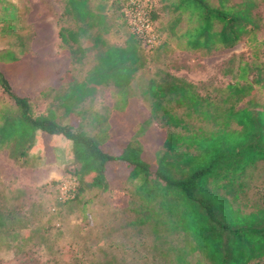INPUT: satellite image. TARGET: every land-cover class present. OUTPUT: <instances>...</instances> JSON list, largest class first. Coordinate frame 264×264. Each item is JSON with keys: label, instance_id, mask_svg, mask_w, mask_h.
I'll use <instances>...</instances> for the list:
<instances>
[{"label": "trees", "instance_id": "1", "mask_svg": "<svg viewBox=\"0 0 264 264\" xmlns=\"http://www.w3.org/2000/svg\"><path fill=\"white\" fill-rule=\"evenodd\" d=\"M160 1L170 12L160 32L163 30L166 36L177 40L184 50L210 53L230 48L244 36L253 44L260 30V19L252 13L253 5L248 1ZM125 2L62 0L61 20L66 23L58 27L57 36L68 53L58 61L29 56L18 59L8 49H0V150L6 149L13 161L21 159L31 148L37 130L60 134L69 140L75 165L68 175L75 179L76 189L72 198L61 199L62 202L88 203L90 199L85 198V193L91 189L105 191L110 174L109 179L119 174L125 184L135 183L127 201V210L133 216L125 226L149 231V248L161 264H264V229L253 223L236 227L218 221L211 204L186 188L190 183L195 187L199 175L203 178L206 174L205 184L213 183L219 176L218 172L208 175L211 163L190 168V153L199 151L197 138L202 129L191 126L189 119L205 120L212 125L220 122L217 125L221 128L215 133L221 134V143L211 161L216 159L221 162L220 168L225 166L221 180H228L220 184L225 188L234 189L236 186L230 183L233 176L244 174L248 167L264 160V105L253 99L255 93H264V59L239 62L231 76L233 80L217 89L222 93L217 101L208 94H199L193 83L164 71L149 78L142 92L148 104L147 120L154 119L170 131L163 137L154 159L148 162L142 158L138 140L112 145L111 136L104 137L99 127L91 133L81 122L82 104L91 103L98 88L125 87L144 64L141 50L146 49L132 34L121 44L110 43L103 37L114 26L115 19L125 21ZM105 3H109V15L103 9ZM20 60L27 62L28 68L19 65ZM232 70L231 66L227 68L228 73ZM34 78L42 86L28 96ZM23 82L26 86L20 87ZM123 98L131 103L133 97L125 94ZM36 102L44 103L41 110L34 109ZM241 102L242 106L237 107ZM93 116L94 124H106L110 135H120L122 128L115 115L103 113L101 117L95 112ZM142 122L132 125L131 138L143 128ZM241 162L244 166L238 167ZM116 165L126 169H117ZM194 199L199 202H193ZM186 204L190 209L182 213ZM258 208L250 215L260 214L262 206ZM15 218L9 208L0 210V229L10 231ZM258 220L264 221L262 217ZM170 235L175 236V242L167 239ZM193 252L198 253V258L190 263L187 257Z\"/></svg>", "mask_w": 264, "mask_h": 264}, {"label": "rangeland", "instance_id": "2", "mask_svg": "<svg viewBox=\"0 0 264 264\" xmlns=\"http://www.w3.org/2000/svg\"><path fill=\"white\" fill-rule=\"evenodd\" d=\"M144 1L150 5L159 46L151 50L144 47L146 50H141L144 64L128 85L122 88L108 85L98 88L91 103L85 101L82 104L84 117L81 122L91 133L99 127L100 134L104 137L111 136L109 141L112 145H123L130 139L138 140L143 150L142 158L149 162L154 159L158 148L162 147L163 137L170 129L154 119L147 120L148 104L142 98L147 80L156 77L157 71L161 70L193 83L199 94H208L217 101L222 95L217 89L233 80L231 76L239 62L252 63L264 59V0H242L252 3V13L260 19V30L256 32L253 44L244 36L232 47L210 53L180 48L177 40L166 36L163 30L160 32L170 16V12L164 9L165 2ZM62 4V0H0V49H8L18 59L29 56L50 62L63 58L68 50L60 45L59 39L55 41L54 35L58 27L66 23L61 20ZM108 4L103 6L106 15L111 12L106 8ZM113 22L114 26L103 37L110 43L121 44L129 35L126 22L121 18ZM19 65L28 68L27 62L20 60ZM229 66L233 69L231 73L227 72ZM35 80L37 78L31 82L29 79L33 85L29 84L32 92L28 96H32L42 86ZM25 86V82L20 85ZM125 94L132 95L133 102L124 100ZM253 99L264 105L263 92L255 93ZM128 105L130 106L127 107ZM43 106V102H36L34 109L41 110ZM241 106L242 102L237 105ZM95 112L101 117L103 113L115 115L117 125L122 128L120 135H110L106 124H94ZM138 121H143V128L138 129L131 138L134 134V131L131 132L132 125ZM189 123L202 129L197 138L199 151L190 153V168L197 169L211 163L208 175L218 172L219 176H216L217 180L213 179V183L205 184L206 174L203 178L199 175L195 181L196 186L190 183L186 186L187 190L195 192L198 199H206L218 221L236 227H247L253 223L259 229H264V221H257L261 217L264 219V214H261L264 209V160H258L244 174L233 176L232 181L229 179L230 183L233 182L232 186H236L234 189L229 186L225 188L220 185L228 180L227 177L221 180L225 166L220 168V161H211L221 143V134L215 133L221 128L217 125L220 122L212 125L205 120L189 119ZM6 159H11L8 151L1 149L0 174L10 182L0 179V210L9 208L17 218L12 228H9L10 231L0 229V264H161L149 248V231L146 228L137 230L125 226V222L133 216L127 210V201L135 183L125 184L119 174L109 179L112 178L110 174L105 191L91 189L85 193V198L90 199L88 203L76 204L72 200L62 202L59 198V183L69 177L68 174L57 180L28 185V178L32 175L28 172L29 168L21 167L23 164L19 162L20 159L15 160L14 165ZM72 165H75L74 161ZM240 165L244 166L242 162L238 167ZM71 166L65 168L67 172L72 169ZM116 167L126 169L124 166ZM131 199L135 197L132 196ZM196 201L199 202L193 200ZM259 206H262L260 214L250 215ZM170 207L174 210L176 206ZM187 209H190L189 204L181 212L184 213ZM141 236H144L143 240ZM167 239L173 242L176 240L172 235ZM197 254H189L187 260L192 263L198 258Z\"/></svg>", "mask_w": 264, "mask_h": 264}, {"label": "crops", "instance_id": "3", "mask_svg": "<svg viewBox=\"0 0 264 264\" xmlns=\"http://www.w3.org/2000/svg\"><path fill=\"white\" fill-rule=\"evenodd\" d=\"M54 35L55 41H57V31ZM6 160L14 165L13 160ZM19 162L23 164L21 167L29 168L28 172L32 173L28 178V185H37L49 180H57L68 174L65 168L70 167L73 163L71 143L60 134H47L37 130L34 133L31 148ZM0 179L10 182L1 174Z\"/></svg>", "mask_w": 264, "mask_h": 264}, {"label": "built area", "instance_id": "4", "mask_svg": "<svg viewBox=\"0 0 264 264\" xmlns=\"http://www.w3.org/2000/svg\"><path fill=\"white\" fill-rule=\"evenodd\" d=\"M123 12L130 34L136 37L143 48L151 50L158 45V33L151 18V8L144 0H126ZM76 189L73 177L64 178L59 183V198H72Z\"/></svg>", "mask_w": 264, "mask_h": 264}]
</instances>
